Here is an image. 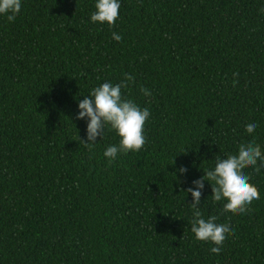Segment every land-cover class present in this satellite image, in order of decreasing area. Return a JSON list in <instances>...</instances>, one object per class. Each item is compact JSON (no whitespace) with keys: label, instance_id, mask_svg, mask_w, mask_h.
<instances>
[{"label":"trees","instance_id":"1","mask_svg":"<svg viewBox=\"0 0 264 264\" xmlns=\"http://www.w3.org/2000/svg\"><path fill=\"white\" fill-rule=\"evenodd\" d=\"M93 4L22 0L0 18V264H264V169H246L260 197L242 214L205 182L203 218L234 229L218 255L182 192L240 143L264 150V0H121L112 27L89 23ZM125 74L146 143L109 164L118 138L85 147L77 106Z\"/></svg>","mask_w":264,"mask_h":264},{"label":"clouds","instance_id":"2","mask_svg":"<svg viewBox=\"0 0 264 264\" xmlns=\"http://www.w3.org/2000/svg\"><path fill=\"white\" fill-rule=\"evenodd\" d=\"M21 7L22 0H0V18L9 23L14 22ZM93 7L89 23L112 27L119 18L121 0H94ZM112 39L119 42L121 36L113 32ZM133 79L131 75L125 74L118 83L104 82L91 89L78 102L76 119L86 122L87 143L80 141L85 147L91 149L98 144L97 138L102 140L106 130L114 132L118 138V144L109 145L103 152V157L109 164L115 162L120 155L141 151L146 143L144 126L150 118V110L147 107L141 108L123 95V91L132 85ZM140 92L145 97L151 96L148 89L141 88ZM257 127L256 121H248L244 125V132L254 133ZM249 167L257 173L264 169V150L254 140L240 143L235 154H227L223 158L215 156L214 166L203 170L204 175L192 182V188L182 191L190 193L192 197V203L188 205L192 212L190 231L195 240L215 245L209 249L212 254L218 255L223 250L224 242L234 229L230 223H217V216L203 218L198 205L201 204L205 182L211 186L213 202H223L224 213H245L253 200L260 197L258 189L250 183V176L246 173ZM186 172L184 167L176 169V174L180 176ZM176 174H173L175 178Z\"/></svg>","mask_w":264,"mask_h":264}]
</instances>
